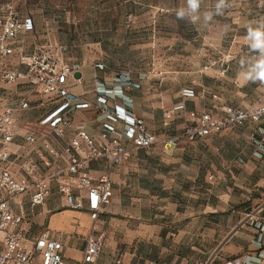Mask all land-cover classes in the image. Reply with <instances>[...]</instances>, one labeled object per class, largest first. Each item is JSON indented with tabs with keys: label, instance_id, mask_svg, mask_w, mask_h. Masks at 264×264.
Wrapping results in <instances>:
<instances>
[{
	"label": "crops",
	"instance_id": "1",
	"mask_svg": "<svg viewBox=\"0 0 264 264\" xmlns=\"http://www.w3.org/2000/svg\"><path fill=\"white\" fill-rule=\"evenodd\" d=\"M34 30L17 38L16 55L38 49ZM65 59L81 76L69 79V116L76 129L100 138L103 116L97 98L105 96L108 109L120 106L166 138V143L149 150L128 143L125 159L112 175L111 204L97 221L96 234L105 235V244L97 261L88 264H264V163L257 158L258 153L264 154V120L225 129L203 141L182 140L190 113L208 112V80L201 83L204 93L190 85L170 97L163 74L127 70L130 79L100 46L67 49ZM109 88L115 89L114 95H105ZM185 89L194 95L183 96ZM23 101L27 108H21ZM60 103L58 97L34 91L23 81H0V114L12 111L14 115L11 152L34 160L41 173L52 164L41 142L62 150L72 135L58 138L41 124ZM84 103L89 107L81 108ZM180 104L186 105L183 129L176 109ZM124 127L118 123L111 138H123ZM30 134L40 138L37 144L27 142ZM174 139L176 144L167 142ZM58 164L66 167L63 161ZM90 171L97 178L107 168L92 163ZM19 201L15 212L25 216L30 235L48 230L63 243L66 264H81L86 240L93 233L87 210L68 208L54 184L41 206L31 208L27 196Z\"/></svg>",
	"mask_w": 264,
	"mask_h": 264
},
{
	"label": "built area",
	"instance_id": "2",
	"mask_svg": "<svg viewBox=\"0 0 264 264\" xmlns=\"http://www.w3.org/2000/svg\"><path fill=\"white\" fill-rule=\"evenodd\" d=\"M0 29V81L6 84L23 81L34 91L61 99L59 106L41 124L47 125L58 138L72 133L62 150L47 141L41 142L52 158L50 170L41 173L34 160L21 159L11 152L15 135L14 115L12 111L0 114V264H66L63 243L48 230L31 236L25 216L15 212L22 196L29 198L33 209L45 204L52 194L53 184L68 208L86 209L89 213L93 233L86 240L81 264L95 263L105 244V235L96 234L97 221L111 204L112 175L123 163L128 143L137 149L149 150L166 143V138L151 132L142 119L128 114L124 108L114 106L108 109L105 96L97 98L103 116L100 138L95 139L87 131L76 129L69 116L72 107L69 79H73L76 69L65 59L66 47H43L31 54H19L17 67L9 69L3 62L16 55L15 41L21 34L32 32L34 22L28 17L0 18ZM126 88L130 89V85L127 84ZM104 93L112 96L115 89H106ZM192 95L194 91L191 89L183 91L185 97ZM20 106L27 108L28 103L23 101ZM80 107L85 109L89 105L84 103ZM220 110V117L210 112H191V122L183 137L190 142L203 141L225 129L264 120V104L248 108L224 104ZM120 122L125 126L123 138H111ZM26 140L35 145L40 138L30 134ZM167 142L176 144L178 141ZM60 161L66 164L65 168L59 166ZM92 163H104L107 171L94 178L90 173Z\"/></svg>",
	"mask_w": 264,
	"mask_h": 264
},
{
	"label": "rangeland",
	"instance_id": "3",
	"mask_svg": "<svg viewBox=\"0 0 264 264\" xmlns=\"http://www.w3.org/2000/svg\"><path fill=\"white\" fill-rule=\"evenodd\" d=\"M216 3L201 0L200 18L194 23L176 15L187 7V0H0V18H31L36 50L100 46L130 79L129 70L163 74L170 97L190 85L204 93L201 83L208 80V112L212 109L210 113L220 117L224 104L242 108L264 104V83L244 79L257 58L248 28L264 23V0H228L222 14H216ZM205 13L212 14L207 22ZM18 55L3 62L6 68L17 67ZM195 103L200 108L201 101ZM176 109L183 129L186 105ZM258 155L264 163L263 152Z\"/></svg>",
	"mask_w": 264,
	"mask_h": 264
},
{
	"label": "clouds",
	"instance_id": "4",
	"mask_svg": "<svg viewBox=\"0 0 264 264\" xmlns=\"http://www.w3.org/2000/svg\"><path fill=\"white\" fill-rule=\"evenodd\" d=\"M200 3L201 0H187V7L177 11V18L184 19L187 16L191 22H196L200 18L198 14ZM228 6V0H217L215 6L216 14H222L223 10ZM211 18V13L204 14L205 22ZM248 39L251 41V49L257 52V58L252 68L244 73V79L264 83V23H257L255 27L249 26Z\"/></svg>",
	"mask_w": 264,
	"mask_h": 264
},
{
	"label": "water",
	"instance_id": "5",
	"mask_svg": "<svg viewBox=\"0 0 264 264\" xmlns=\"http://www.w3.org/2000/svg\"><path fill=\"white\" fill-rule=\"evenodd\" d=\"M74 77H75L76 79H80L81 76H80V74L75 73V74H74Z\"/></svg>",
	"mask_w": 264,
	"mask_h": 264
}]
</instances>
